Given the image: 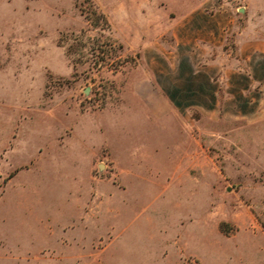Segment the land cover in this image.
I'll list each match as a JSON object with an SVG mask.
<instances>
[{"label": "rangeland", "instance_id": "374dc122", "mask_svg": "<svg viewBox=\"0 0 264 264\" xmlns=\"http://www.w3.org/2000/svg\"><path fill=\"white\" fill-rule=\"evenodd\" d=\"M253 56L264 0H0V264H264Z\"/></svg>", "mask_w": 264, "mask_h": 264}, {"label": "crops", "instance_id": "0c3cea01", "mask_svg": "<svg viewBox=\"0 0 264 264\" xmlns=\"http://www.w3.org/2000/svg\"><path fill=\"white\" fill-rule=\"evenodd\" d=\"M255 60H258L257 56H253V59L252 58L247 59L246 60L247 64L245 65V69H250L253 72V74H255L258 77L264 76V68H262L263 62H260L259 67H258V64L255 65L256 69L253 70L254 64H255V62H254Z\"/></svg>", "mask_w": 264, "mask_h": 264}]
</instances>
